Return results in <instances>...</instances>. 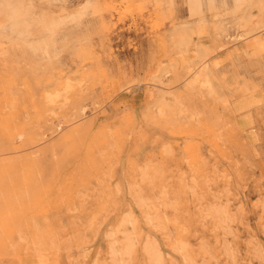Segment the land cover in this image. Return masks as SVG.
Wrapping results in <instances>:
<instances>
[{
	"label": "rangeland",
	"instance_id": "374dc122",
	"mask_svg": "<svg viewBox=\"0 0 264 264\" xmlns=\"http://www.w3.org/2000/svg\"><path fill=\"white\" fill-rule=\"evenodd\" d=\"M33 1L20 35L0 0V264H264V0Z\"/></svg>",
	"mask_w": 264,
	"mask_h": 264
},
{
	"label": "bare ground",
	"instance_id": "6f19581e",
	"mask_svg": "<svg viewBox=\"0 0 264 264\" xmlns=\"http://www.w3.org/2000/svg\"><path fill=\"white\" fill-rule=\"evenodd\" d=\"M94 1L95 0L85 1L84 6H81L79 9L76 10V12L72 13L73 16L74 14L80 15V13L83 12L86 8L91 5H94ZM3 4V7H5V9L8 11V17L5 23L3 24L4 27L15 34L22 35V25L30 19L28 11L32 7H35V2L33 0H3ZM4 173H8V171H5ZM4 173H2L1 175H4Z\"/></svg>",
	"mask_w": 264,
	"mask_h": 264
}]
</instances>
